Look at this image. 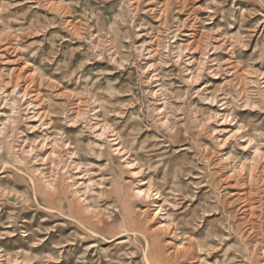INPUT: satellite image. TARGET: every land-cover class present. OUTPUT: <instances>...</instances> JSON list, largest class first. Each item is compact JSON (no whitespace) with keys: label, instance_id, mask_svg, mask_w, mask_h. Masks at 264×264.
Here are the masks:
<instances>
[{"label":"rangeland","instance_id":"1","mask_svg":"<svg viewBox=\"0 0 264 264\" xmlns=\"http://www.w3.org/2000/svg\"><path fill=\"white\" fill-rule=\"evenodd\" d=\"M0 264H264V0H0Z\"/></svg>","mask_w":264,"mask_h":264}]
</instances>
